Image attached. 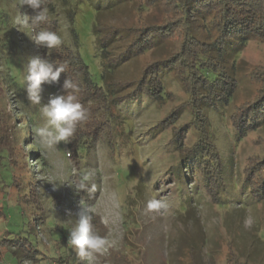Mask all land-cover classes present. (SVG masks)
I'll return each mask as SVG.
<instances>
[{
  "label": "rangeland",
  "instance_id": "obj_1",
  "mask_svg": "<svg viewBox=\"0 0 264 264\" xmlns=\"http://www.w3.org/2000/svg\"><path fill=\"white\" fill-rule=\"evenodd\" d=\"M139 9L138 4L132 3L104 12L100 23L130 27L139 21L159 24L165 17L158 5ZM78 12L73 26L78 50L88 68L99 78L102 67L91 32L93 16L88 7L80 8ZM20 14L18 0H0V114L9 112L16 123L17 135L23 138L20 149L25 147L20 151L28 159L26 163L21 161V169L26 164L41 186L42 199L52 212L51 225L39 231L46 261L59 264L57 259L60 258L66 264H84L70 245L61 250V243L56 241L60 228L66 229L69 236L82 204L91 210L94 231L109 241L108 250L97 255L95 264H233L236 259L238 264H264V240L261 239L264 235V202L250 199L247 193L234 186L238 173L220 194L226 203L213 202L206 189L194 191L197 175L192 173L187 179L190 175L183 167L182 156L171 142L172 128L160 130L155 127L187 99L174 73L168 74L166 79L167 90L174 94L173 99L155 103L137 98L123 103L119 109L122 123L117 126V131L102 133L80 163L69 160L64 142L51 148L40 143L35 133L45 121L40 106L28 101L24 83L27 59L39 53L31 39V28L15 21ZM61 14L62 41L74 47L75 38L65 14ZM198 34L201 39L208 36L202 30ZM168 50L169 45L165 44L136 58L122 74L137 76L147 62L165 57ZM238 61L236 73L241 83L237 102L243 103L253 98L259 88L251 74L257 68H264V41H250ZM42 87L41 103L47 104L56 96L55 88L47 84ZM208 114L228 167L231 155L236 168L242 170L245 160L264 154V126L235 142L230 123L223 114H217L214 109ZM180 117L178 126L189 122V109H185ZM193 132L190 130L183 141L187 147L195 142ZM5 154H0V207L7 218H0V233L15 232L34 239L22 218L27 205L14 197L13 169L6 167ZM33 154H37L35 160ZM85 173H92L91 184H95V192H77L72 186L79 183ZM150 200L162 201L167 207L158 212L149 211ZM246 219L252 222L249 227L245 226ZM11 253L5 249L0 255V264H33L20 263ZM49 262L43 264H51Z\"/></svg>",
  "mask_w": 264,
  "mask_h": 264
},
{
  "label": "trees",
  "instance_id": "obj_2",
  "mask_svg": "<svg viewBox=\"0 0 264 264\" xmlns=\"http://www.w3.org/2000/svg\"><path fill=\"white\" fill-rule=\"evenodd\" d=\"M18 2L20 4V0ZM132 3L138 4L139 10L158 5L165 17L159 24L139 21L130 27L100 23L104 12ZM44 7L47 8L48 19L35 26V32L54 31L62 39L60 17L63 13L75 38V48L65 42L55 49L36 47L40 56L56 65H65V73H61L59 82L53 85L55 94H67L63 83L69 79L76 85L78 102L87 110V119L78 125L74 137L67 144L70 161L80 163L102 133L117 131V126L122 123L119 109L126 101L142 98L158 103L173 99L174 94L167 90L166 80L172 72L187 99L155 127L160 130L172 128L171 142L182 156L183 167L190 175L187 179L192 177V173L197 175L194 191L206 189L213 202L226 203L221 195L227 183H231V178L238 173L237 180L232 181L234 186L247 193L250 199L264 202V154L245 160L242 170L236 168L231 155L228 167L208 114L213 109L217 114H223L230 123L235 142L264 126V68H257L251 74L259 88L253 98L243 103L237 102L241 81L236 73L238 57L248 43L264 41V0H44ZM83 7L90 8L93 16L91 32L102 67L99 78L94 76L78 50L73 26L78 11ZM37 11L27 5L21 8V12L29 16L36 15ZM28 26L33 36V26ZM201 30L208 34L206 39L200 38L198 32ZM165 44L169 45L165 57L147 62L135 77L122 74L136 58ZM187 108L190 121L178 126L180 115ZM4 113L0 114V154L6 153V167L13 169L14 197L27 205L22 218L29 227V234L35 238H24L15 232L0 233V255L6 249L20 263H47L48 258L39 242V231L51 225L52 212L42 199L41 186L25 167L26 164L21 169V161L26 163L28 160L20 151L25 150V147L20 149L23 138L18 136L17 125L10 113ZM190 130L194 131L195 142L187 147L183 141ZM33 157L35 160L37 154ZM0 218H7L1 207ZM59 232L56 241L61 243L59 248L63 250L69 247L67 230L60 228ZM261 239L264 240V235ZM57 260L59 264H66L60 258ZM233 264H238V259Z\"/></svg>",
  "mask_w": 264,
  "mask_h": 264
},
{
  "label": "clouds",
  "instance_id": "obj_3",
  "mask_svg": "<svg viewBox=\"0 0 264 264\" xmlns=\"http://www.w3.org/2000/svg\"><path fill=\"white\" fill-rule=\"evenodd\" d=\"M27 5L33 10H38L36 15L29 16L25 13L17 15L15 21L21 26L31 24L35 32V26L46 22L47 8L44 0H20V8ZM37 48L55 49L63 43L61 37L54 31L43 30L35 32L31 37ZM25 90L27 99L31 105L40 106V112L44 118L43 126L36 129V136L45 147L51 148L60 142L68 144L74 137L78 125L87 119V110L78 102L76 85L69 79L63 83L65 95H56L49 99L47 104H42L43 85H54L59 82L61 73H65V65H56L49 59L40 55L27 59L24 68ZM71 90V91H69ZM92 173L82 175L80 182L72 185L77 192H95V184H91ZM167 205L162 201L150 200L147 210L160 211ZM74 226L69 230L67 243L75 251L79 261L84 264H95L97 255H103L108 250L109 241L94 231L93 216L89 207L80 204ZM251 220L246 219L245 226L251 225Z\"/></svg>",
  "mask_w": 264,
  "mask_h": 264
}]
</instances>
